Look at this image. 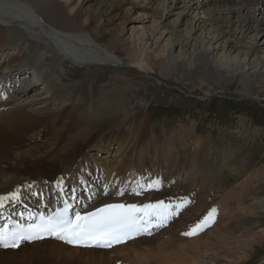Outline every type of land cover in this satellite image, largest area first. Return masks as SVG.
I'll return each instance as SVG.
<instances>
[{"label": "bare ground", "instance_id": "1", "mask_svg": "<svg viewBox=\"0 0 264 264\" xmlns=\"http://www.w3.org/2000/svg\"><path fill=\"white\" fill-rule=\"evenodd\" d=\"M160 39L164 41L162 49L157 48ZM0 40H4L8 50L6 56L0 55V196L6 197L0 207L26 197L34 187L41 189L57 180L76 193L77 199L83 200L92 192L97 196L102 188L95 184L102 177V161L109 155L116 162L109 172L115 175H104L102 185L106 189L113 183V190L100 196L89 209L117 200L143 207L163 201L174 207L172 199L157 193L170 182L154 189L142 184L121 191L123 180L116 175H125L129 172L126 167L133 165L130 132L122 129L129 109L120 110L121 99L103 97L99 101L102 111H111L109 118L104 117L109 120L107 129L97 134L90 128L94 123L72 128L66 103L72 86L50 83L56 66L65 60L80 67L111 66L124 59L145 74L156 69L168 76L179 68L188 75L196 68L198 75L220 85L221 79H229V75L233 78L238 71L236 66L243 64L239 92L252 96L254 82L264 77L261 61H249V56L264 50V0H0ZM236 49V55L229 54ZM241 49L244 54L238 55ZM24 69H32L44 82L45 95L29 94L34 86L26 87L27 84L21 89L22 83L16 78L24 76ZM12 193H16L15 198ZM232 193H226L224 198ZM223 203H219L220 212ZM245 208L251 214L264 211L256 208V202ZM187 212L190 220L191 210ZM210 225L208 222L206 227ZM210 230L202 237L175 245L173 250L166 246L173 237L167 236L163 241L161 236L144 238L143 243L149 241L150 245L143 248L133 246L142 237L134 238L111 249L116 251V258L104 255L111 250L75 248L43 240L22 250H0V263L129 264L126 259H132L145 264H217L216 260L204 259L221 256L227 264L245 260L247 254L237 252L232 256L233 246L224 238V227ZM249 232L255 238L264 236V228ZM41 242L47 245L38 247ZM216 245H223L226 255L220 254L222 250ZM10 251L20 252L9 256ZM148 251L155 253L144 257Z\"/></svg>", "mask_w": 264, "mask_h": 264}, {"label": "rangeland", "instance_id": "2", "mask_svg": "<svg viewBox=\"0 0 264 264\" xmlns=\"http://www.w3.org/2000/svg\"><path fill=\"white\" fill-rule=\"evenodd\" d=\"M3 41L0 40V51L5 50ZM245 41L247 43L248 40ZM163 43L164 41L160 39L157 48L162 49ZM3 51L0 55L4 57L8 50ZM236 52L237 49L229 51V54L234 56ZM243 54L241 49L238 55ZM120 57L124 58V55ZM249 57V61L257 58L264 66V50ZM240 65L236 66L238 71L235 76L230 78L229 75V79H221L220 85L215 84L210 78L198 75L196 68L188 75L184 74L187 71L179 68L177 72L174 71L168 76L160 74L161 72L156 69L145 74L124 59L111 66L80 67L79 64L67 60L56 66L50 83L72 86L71 94L66 98L72 128L94 123L95 126L93 124L90 126L93 132L103 133L109 125L107 124L109 120L105 121L104 117L109 118L108 113H111L102 111L103 105L99 104V101L103 97L110 100L121 99L118 101V103L122 101L120 110L129 109L130 115L122 120V129L130 132L129 140L132 145L130 160L133 165L126 167L129 172L125 175L118 176L119 173L116 175L118 180H123L120 185L121 191L128 189L125 187L127 175L132 172L135 175L141 169L144 176L152 169L153 173L161 172V175H158L161 182L155 181V175L145 184L146 186L152 184L154 189L170 182L167 188L164 187V190H158L157 193L164 194L166 199H172L171 204L173 201H176V204L181 203L182 198H187L190 202L178 210L181 214L178 217L174 216L175 219L170 221L167 228L157 235L139 238L134 242V247L143 248L150 245L149 241L143 243L144 238L155 237L163 241L168 236L167 238L173 237L174 240L169 241L166 246L173 250L175 245L202 237L207 231H212L210 229L224 227V238L233 246L232 256L237 252L247 254L245 260L238 261L237 264H264V236L255 238L249 232L264 228V211L251 214L245 208L248 204L253 205L256 202L257 209H264V77L254 82L252 96L241 95L239 91L242 86L239 79L243 64ZM25 81L21 84V89L30 85L34 87L29 94L45 95L44 82L43 85H36L30 77H26ZM108 101L104 100V103ZM28 146L30 147V144ZM94 163L91 161V164ZM115 163V159L110 155L103 159L101 175L114 177L115 172L111 174L109 170ZM92 167L91 165V171ZM102 182L103 178L95 185L100 188L104 186ZM142 184L135 187L139 188ZM112 190L111 188L110 191ZM226 193L232 194L224 198ZM167 195H175L176 199ZM228 199L231 204L227 206ZM221 201L224 203L220 212L218 208ZM206 202L209 205H206ZM211 207L215 212L211 213L214 219L209 221L210 227L205 226L193 236L183 235L189 231V227L192 228L200 222L204 214L209 215ZM203 208H206L204 214L201 213ZM188 210H191L192 214L190 220L187 218ZM232 229L236 230L228 233ZM37 244L38 247L47 245L42 242ZM131 245L132 243L128 246ZM250 245L252 246L249 251ZM23 246L17 249L22 250L31 245ZM216 248L222 250H218L220 254L226 255L227 251L223 245H216ZM213 250H216L215 247ZM18 252L20 251H10L8 255L18 256ZM153 253L155 252L148 251L144 257H151ZM104 255L118 257L114 250ZM215 258L204 260H216L217 264L229 263L223 261L225 259L223 256ZM142 259L146 262L144 258ZM126 261L129 264L143 263L141 261L134 263L132 259ZM6 264L17 263L13 261Z\"/></svg>", "mask_w": 264, "mask_h": 264}, {"label": "snow or ice", "instance_id": "3", "mask_svg": "<svg viewBox=\"0 0 264 264\" xmlns=\"http://www.w3.org/2000/svg\"><path fill=\"white\" fill-rule=\"evenodd\" d=\"M148 187L151 188L152 185L150 184ZM15 196L16 193L11 194L12 198H15ZM5 199L6 197L0 196V206L3 205ZM188 203L190 202L187 198H182L181 203L176 204L174 207L165 205L163 201L158 202L156 205H145L144 208L164 210L147 214L150 217L147 220L133 215L134 212L141 211L136 205H106L104 208L97 209L96 212L88 213L87 215L82 216L76 213L74 219L68 217V208L66 206L63 211L54 214L46 220H42L40 224L29 229L27 234L18 231L5 232L0 229V246L16 248L19 247L22 241L43 238L47 234L64 240L69 244L94 241L98 245L103 244L105 247H110L113 243H122L127 239L133 238L134 234L148 233L152 217H155L158 221L157 227L164 226L166 220L178 214V210L185 207ZM212 212H215V209L210 210L209 215L205 216L183 235L193 236L202 231L208 222L213 219Z\"/></svg>", "mask_w": 264, "mask_h": 264}]
</instances>
